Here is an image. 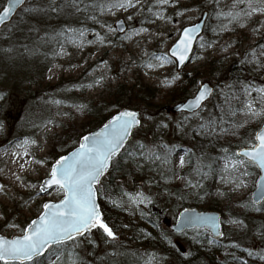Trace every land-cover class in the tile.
<instances>
[{
    "label": "rangeland",
    "instance_id": "1",
    "mask_svg": "<svg viewBox=\"0 0 264 264\" xmlns=\"http://www.w3.org/2000/svg\"><path fill=\"white\" fill-rule=\"evenodd\" d=\"M210 1H200L203 5L197 8L190 0H169L166 5L159 4L158 0H133L131 7L113 8L111 5L117 0H28L14 20L0 30L1 48L14 38V33L17 42L27 41L30 35L35 43L48 38L52 44L44 53L49 68L40 86L18 83L15 77H1V69H6L9 74L12 70L9 69L10 62L5 66L0 64V234L7 237L21 235L28 224L42 213L45 201H58L63 197V193L58 194L56 188L44 194L40 192L42 181L49 176L59 149L68 142L73 143L90 127L87 126L89 120L86 121L82 105L90 100H106L109 92L117 88L121 87L126 94L132 92L126 95L124 104L140 111L145 103L136 95L138 89L150 87L155 90V103L164 109L179 102H173V98L178 92L175 87L181 73H197L198 84L191 94L194 95L201 83L210 81L214 84L218 80L223 65L242 61L249 68L242 82L243 94L237 92L230 96L229 85L223 81L219 88H215L213 101L207 102L208 105L206 103L198 113L173 114L164 109L155 120L163 127L170 123L171 128L165 136L172 134V125L175 124L176 129L182 132V138L187 140L193 132L191 129L199 130L208 121L211 112L220 109L225 113L224 122L233 125L243 120L244 125H252L255 139L264 115L251 117L242 110L250 100L255 101L258 109L264 107L256 91L264 88V12L257 11L251 16L241 14L238 20L230 22L229 17L220 13L247 10V3L234 9V0H221L216 4ZM5 2L0 0V10ZM26 9L35 11L29 22H25V13L29 12ZM205 9L211 14L206 31L198 40L190 62L178 72L168 50L182 28L197 21ZM120 18L126 23V30L122 33L116 29V21ZM22 22L28 24L26 29L18 28ZM30 26L32 28H28ZM23 31L26 34H22ZM80 32L84 33L83 37L79 36ZM37 50L35 45L31 52L37 53ZM165 53L170 62L155 60V57ZM16 57L22 59V55ZM32 59L33 56H29L25 61ZM216 60L220 61L219 66L212 65ZM149 63L162 66L149 68ZM155 109L148 111L146 117L149 124L154 122L150 119L154 117ZM236 110L243 113L238 114ZM228 116L230 120H227ZM137 135L133 138H138ZM222 142L225 145L231 143L228 137L226 141L223 137ZM186 144L190 143L186 141ZM225 150L228 152L229 148L223 147L221 152L226 154ZM186 153L180 145L173 152L174 168L180 170L175 174L174 181L183 187L182 191L187 193L189 201H212L221 208L218 211L222 214L220 238L229 241L224 253L232 250L234 255L240 256L245 243L249 252L264 264V259H261L264 256V230L260 223H249L234 216L239 207L251 201L258 171L253 173L247 165L244 169L247 175L240 176L238 180L239 173L224 170L225 156H220L212 188L204 184L195 187L197 183L192 176L181 173L185 169ZM181 156L185 158L183 165L180 164ZM189 180L191 185L187 183ZM240 180L243 184L238 186ZM120 183L119 197L111 204L119 207L110 209L113 219L105 222L114 231L115 239L98 228L96 232L78 238L75 245L68 242L69 254L66 258L57 254L59 261L55 255L46 264H72L73 259L76 264H117L110 260L115 250L123 246L130 249L137 243L141 244L136 247L142 264H182L179 254L173 252L176 253L173 255L170 247L175 246L181 255L186 256L190 250L185 238L169 236L166 238L169 247L158 248L150 241L156 229H151L149 221L144 218L154 214L153 208L158 207L165 195L158 188L138 183L132 178L121 179ZM201 187H204V192L207 189V195L202 194ZM137 193H142L150 202H130L129 195L135 197ZM166 210L168 219L164 223L168 225L175 219L170 217L171 211ZM203 230L209 232L208 229ZM246 234H249V239L243 237ZM202 235L194 232L188 239L195 240ZM249 252L241 257L247 259Z\"/></svg>",
    "mask_w": 264,
    "mask_h": 264
},
{
    "label": "trees",
    "instance_id": "2",
    "mask_svg": "<svg viewBox=\"0 0 264 264\" xmlns=\"http://www.w3.org/2000/svg\"><path fill=\"white\" fill-rule=\"evenodd\" d=\"M178 1V0H175ZM180 1V0H179ZM194 7L200 8V1L202 0H190ZM221 0H212L210 2L217 3ZM207 3H205L206 5ZM35 11H29L25 14V22H29L32 18V14ZM41 14V13H39ZM211 15V14H210ZM25 22L20 23V27L25 28L28 26ZM209 23V20H208ZM207 23V25H208ZM32 28V26L28 27ZM27 28V29H28ZM207 28V26H206ZM24 29V30H25ZM49 31V30H48ZM206 31V29H205ZM22 34H26V31H23ZM29 35V34H28ZM13 39L7 41V45L3 48L0 47V64L5 66L9 63L12 73L9 74L6 69L2 70L1 77H15L17 78L16 82H28L29 86L37 85L40 86L42 81L45 80L46 72L49 68L45 59L44 53L49 51L51 47V40L46 39V41H38L35 43L34 40L29 35V39L21 40L17 42L15 40V33L13 34ZM48 44V45H47ZM38 49L37 53H32V49ZM19 46L21 48H19ZM39 47V48H38ZM21 50V52H20ZM22 55V59L19 60L16 55ZM29 56H33V59L30 62H26ZM220 61L216 60L212 65L219 66ZM222 70L219 71L218 80L214 83L215 88H219L223 81H227L229 85L228 94L230 96L235 95L237 92L242 93L244 90L242 86V82L245 81L249 68L242 61L235 60L229 65H223L221 67ZM198 84V75L195 72L181 73L180 80L177 81V85L175 87L177 94L175 98H173V102H177L189 97L193 90L197 87ZM215 89V92L217 91ZM138 93L136 94L139 98L144 100V106L140 110L142 112L143 120L141 126L134 132L131 140L128 142L123 151L113 160L111 164V168L107 172V174L103 177L100 184L98 185V196L101 205V209L103 212V221L109 222L113 218L112 210L113 208H118L119 206L111 205L113 201H116L119 197L122 183H120L121 179L124 178H132L138 183H147L152 185L154 188H158V191L165 195L163 201L158 204V207H154L152 210V216L144 217L146 221H149L148 224L151 226V229H156L151 236L150 240L157 247H162L165 249L168 245L169 240L166 239L169 236L173 238H185V240L189 243V252L186 256L181 255L175 248V246H171V253H178V258L182 262V264H262L259 259H257L254 255H249L247 259H243L241 255L248 254L249 250L247 249L245 243L241 247L240 256L234 255L235 253L231 251L225 252L226 245H228V240H222L221 238L215 239L211 236V233L203 230V229H194L190 231H186L182 234L174 233L170 225H165L164 220L167 218V210L171 211V216L175 219L179 210L186 207H200L205 210H216L220 211V207L213 204L212 201L205 200H188L187 193L182 191L183 187L181 185L176 184L174 181L175 174H177L180 170L174 168V160H173V152L176 149L177 145H180L186 149V164L185 169L181 171V173L188 174L192 176L194 181L197 184L209 185L212 188V180L215 179L217 173V165L220 156L232 155L236 153L238 147H245L250 143L255 142L253 137V133L255 128H253L250 124H245L244 121H238L237 124H229L223 118L225 113L220 109H216L212 111L209 115L208 121L204 123V125H208L209 121L215 122V131H211L208 128H200L197 130L193 128V132L191 131V137L189 139L182 138V132L177 130L176 125H172V134L169 136H165L167 130H170V123L167 122V127H163L159 124L155 119L162 114L165 110L158 106L155 103V90L150 87H140L138 89ZM126 91H122L121 87L116 90L109 92L108 98L105 100L95 101L90 100L86 104L82 105V112L85 115L86 121L89 120L87 126L90 127L83 134L96 129L100 125H102L112 114H114L117 110L124 107H131L130 104H124L126 100ZM243 94V93H242ZM214 96L208 102L213 101ZM208 103L206 105H208ZM158 106V107H157ZM155 107H157L155 109ZM150 108H154V117L150 121H154L153 123H148V111ZM238 110V109H237ZM236 110V113H238ZM244 112V110H242ZM240 112L238 114H241ZM188 115V114H182ZM232 119V118H231ZM227 120H230V117H227ZM148 123V126L145 128V124ZM242 126V127H241ZM226 128L228 131L221 132L220 128ZM200 131V134H198ZM195 135H194V134ZM139 134V135H137ZM139 136L138 138H133L134 136ZM224 137V141H226L227 137L231 143L228 142L227 145L223 144L222 139ZM81 136H78L73 143L68 142V144L64 145L63 148L59 149L55 158H58L59 155L64 154L75 146H77L80 142ZM165 138V139H164ZM167 138V140H166ZM186 141L190 144H186ZM196 144H193V143ZM143 144L145 146L144 151L148 153L147 157L140 156L139 152L141 151L139 145ZM188 146V147H187ZM223 147L229 148L226 154H223L221 150ZM135 152L136 155L130 157L128 153ZM154 152L160 156V159H155L151 156V153ZM207 165H211V169L207 167ZM250 171L253 173H257V169L253 164H249ZM204 173H208L204 175ZM202 194L207 195V189L201 187ZM118 205V204H116ZM241 206V204H239ZM239 210L234 213V216L239 220L248 221L249 223L259 222L261 229L264 230V218H260V216L264 215V202L261 205H254L251 201H247L244 207H239ZM170 214V213H169ZM169 216V215H168ZM147 223V222H146ZM99 230V229H97ZM95 230L94 232H96ZM203 234L195 238V240L188 239V236L192 233ZM247 236H243L244 238L249 239V234ZM140 238H136L135 240H139ZM172 240V239H171ZM170 240V241H171ZM211 241V242H210ZM172 242V241H171ZM141 246V244L137 243V245H133V248H128L127 246L120 247L116 249V253L112 254L111 261H115L117 264H142L140 260V253L137 252L136 246ZM68 243L65 246H61L59 249L56 246H53L51 252H46L42 257L36 258L37 264H46V262L51 259V257L61 254V258H66L69 254L68 251ZM176 253H173L175 255ZM138 254V255H137ZM2 264V262H0ZM18 264V263H16ZM26 264H32L26 263Z\"/></svg>",
    "mask_w": 264,
    "mask_h": 264
},
{
    "label": "snow or ice",
    "instance_id": "3",
    "mask_svg": "<svg viewBox=\"0 0 264 264\" xmlns=\"http://www.w3.org/2000/svg\"><path fill=\"white\" fill-rule=\"evenodd\" d=\"M23 3L24 0H8L7 5L0 11V23H3L17 6ZM132 3L133 0H117L111 7H131ZM158 3L166 5L169 0H158ZM242 3H247V10L229 11L220 13V15H226L231 22L238 20L241 14L251 16L257 11L264 12V0H234L233 8H237ZM26 11H31V9H26ZM196 27L198 25L182 29V35L177 38L176 43L170 49L171 56L178 57L181 63L188 58L187 53L190 51V43L193 38L191 34L196 31ZM83 35V32L79 33L80 37ZM155 60L170 62L167 53L155 57ZM147 66L152 68L162 66V64L149 63ZM207 91V86H203L195 99L185 107L199 108L201 102L206 99ZM256 91L260 96L261 104L264 105V88ZM243 110L251 117L264 115V107L258 109L255 106V101L251 100ZM139 124L138 113L120 112L105 124L100 132L92 136H84L79 147L69 156H61L56 160L51 166L48 179L40 186L39 191L46 193L55 187L58 194L63 193V198L58 203H44L42 213L28 224L20 236L14 239H6L0 236V262L2 264H16L17 261L20 264H25L26 261L37 264L36 258L42 257L46 252L50 253L53 246L59 249L68 242L75 245L78 238L84 237L95 228L102 229L108 237L115 239L114 231L102 219V213L97 204L98 189L96 186L101 182V177L108 170L113 158L132 135L134 127ZM201 127L215 131V122L209 121L208 125H201ZM220 131L226 132L228 129L221 127ZM255 139L257 143L251 149L236 152L231 156L226 154L224 157V170L239 173V176L236 177L238 180L240 176L247 175V171L244 169L249 164H256L264 170V131L258 132ZM139 147L141 149L139 155L147 157L148 153L144 151L145 146L141 144ZM225 152L227 153V150ZM128 155L132 157L136 153L130 152ZM151 156L160 159V156L154 152L151 153ZM184 163L185 158L181 156L180 164L183 165ZM207 167L211 169V165H207ZM207 174L204 173V175ZM261 180L258 199L264 200V177ZM187 183L192 184L190 180ZM242 184L243 181L240 180L238 186ZM198 186L199 184L195 185V187ZM129 200L136 204L150 202L142 193H137L135 197L129 195ZM249 255L251 256L253 253L249 252ZM261 259H264V256H261ZM59 260L60 256L57 255V261ZM72 264H76L75 259H73Z\"/></svg>",
    "mask_w": 264,
    "mask_h": 264
},
{
    "label": "water",
    "instance_id": "4",
    "mask_svg": "<svg viewBox=\"0 0 264 264\" xmlns=\"http://www.w3.org/2000/svg\"><path fill=\"white\" fill-rule=\"evenodd\" d=\"M27 1L28 0H24V3L23 4L18 5L17 8L11 13V15L3 23H0V30L5 25H7L8 23H10L14 19V17L18 13V11L27 3ZM7 3H8V0H6L4 7L7 5ZM3 8L0 11H2ZM208 18H209V11L208 10H205V11H203V13L201 14L200 18L196 22L191 23V24H188V25H186V26H184L182 28V29H184L186 27H194V26H197L198 25V27H196V31L191 34L193 38H192L191 43H190V51L187 53V57L188 58L183 63H181L179 61V58L178 57H172L171 56L170 49L176 43L177 39L175 40V42L169 48L168 54L175 60V62H176V69H177L178 72L182 71V69L190 62V60L192 58V55H193V53L195 51L196 45H197V41L202 36V34L204 33L205 26H206V23H207ZM116 29H117V32H120V33L124 32L126 30V23H125V20L123 18H121V19H119V20L116 21ZM181 35H182V30L179 33V36H181ZM205 85L207 86L208 91L206 92V99L201 102V106L199 108H186L185 105H188L190 101L194 100L195 97L198 95L199 91ZM214 91H215V87L212 84V82L205 81V82H203V83L200 84L199 88L197 89L196 93H194V95H191L188 98H186L184 100H181V101L175 103L174 105L166 106L164 109L167 112L173 113V114H178V113L194 114V113L200 111L204 107V105L211 99V97L214 94ZM123 111H131V112L138 113V118L140 120V124L138 126L134 127V129L132 131V134H133V132L141 125L142 115H141V112L139 110L134 109V108H128V107H126V108H123V109L117 111L116 113H114L100 127L96 128L95 130H93L91 132L86 133L85 135L82 136V138L84 136H92L93 134H95L97 132H100L101 129L103 128V126L105 124H107L110 120H112V118L114 116L118 115L120 112H123ZM261 131H264V122H263L261 128L256 132V134L258 132H261ZM131 137H132V135L129 137L128 141L131 139ZM255 137H256V135H255ZM82 138L80 140V143L82 142ZM255 141H256V139H255ZM127 142H126V144H127ZM80 143H79V145H80ZM256 143H257V141H256ZM126 144L124 145V147L126 146ZM79 145L77 147H75L74 149H72L71 151H69L68 153L62 155V156H69L72 152H74L79 147ZM124 147L113 158V160L121 153V151L124 149ZM252 147L253 146H250V147H242V148H239L237 150V152H243L245 150L251 149ZM241 158H243V157H241ZM111 164H112V162L110 163V166H109L108 170L110 169ZM254 165L258 169L259 175H258L257 180H256L255 188H254V190L252 191V194H251V201H252L253 204L259 205V204H261L264 201V200H259L258 199V193L260 191V184L262 182L261 178L264 177V170L260 169L258 167V165H256V164H254ZM108 170L106 171V173L108 172ZM103 176L101 177V179L103 178ZM46 179H48V177L45 178L42 181V184L44 183V181ZM54 188L55 187L51 188L50 190H52ZM42 193L44 194L45 192H42ZM48 202L58 203L59 200L58 201H50V200H48V201H45L44 203H48ZM97 204L99 206L100 212L102 213L101 207H100V203H99L98 193H97ZM38 217H36L34 219H37ZM221 226H222V216H221V213H219L217 211H202V210H199L198 208L187 207V208H184L183 210H181L178 213V216L176 218V221L172 225V229L176 233H183V232H185L187 230H191V229L208 228L211 231L212 235L215 238H218V237L221 236ZM0 236L4 237L6 239H14V238H16L17 236H20V235H17V236H14V237H7V236H5L3 234H0ZM27 262H30V261H26L25 263H27ZM16 263H20V262L17 261Z\"/></svg>",
    "mask_w": 264,
    "mask_h": 264
}]
</instances>
